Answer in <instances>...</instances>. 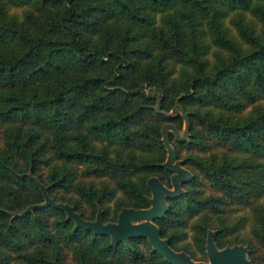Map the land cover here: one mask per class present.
I'll return each instance as SVG.
<instances>
[{"label": "trees", "instance_id": "16d2710c", "mask_svg": "<svg viewBox=\"0 0 264 264\" xmlns=\"http://www.w3.org/2000/svg\"><path fill=\"white\" fill-rule=\"evenodd\" d=\"M10 2L27 5L22 17L8 13ZM237 8L248 10L264 26V0H0V127L7 124L0 147L1 247L17 252L29 264H72L63 260L59 246L51 253L45 249L56 242L48 226V217L54 216L52 226L61 239L75 243L73 264L144 259L134 240L145 238L113 243L109 234L75 226L59 207L35 206L22 215L12 212L45 200L38 181L55 201L52 192L72 182L73 170L64 166L66 162L54 165L48 180L36 171L44 161L38 142L42 129L50 132L57 157L88 163L87 173L115 178V186L108 187L107 193L114 196L120 189L127 197L116 202V213L123 207H148L147 179L157 176L169 184V171L154 152L165 151L158 120L169 118L166 111L177 95L184 103L222 109L188 110L189 133L180 144L204 146L194 128L197 121L219 142L233 143L248 153L218 162L192 158L210 186L241 198L264 194V107L257 105L246 119L223 114L240 106L235 94L251 102L264 97V27L255 33L239 25L241 42L247 45L242 47L223 21ZM211 49L216 55L213 62L206 57ZM168 55L180 62L178 78L167 66ZM146 86L154 89L148 91ZM144 116L156 121L138 125ZM82 128L98 138L137 147L140 154L113 159L90 145ZM240 171L247 172L245 178L239 176ZM193 177L192 173L190 181L181 183L182 189L185 183L194 182ZM76 186L84 200L102 203L92 187L81 182ZM166 201L168 209L153 220L160 235L178 250L167 227L178 225L186 215L217 211L222 197L183 189ZM66 203L78 212V204ZM102 207L98 208L102 221L108 222V206ZM255 210L254 232L264 243V212ZM224 230L212 235L218 248L224 245ZM29 240L37 243L32 249L26 248ZM146 244L158 264H172L147 240ZM6 258L0 252V264Z\"/></svg>", "mask_w": 264, "mask_h": 264}, {"label": "rangeland", "instance_id": "374dc122", "mask_svg": "<svg viewBox=\"0 0 264 264\" xmlns=\"http://www.w3.org/2000/svg\"><path fill=\"white\" fill-rule=\"evenodd\" d=\"M27 5L22 4H13L9 3L7 5V11L10 14H15L18 18L22 17V14ZM224 24L228 29L229 34L237 42L242 44V47H246V44H243L242 36L239 32V25L248 26L249 29H252L255 33H260L263 29V24L259 19H257L253 14H251L246 9H234L227 13L223 17ZM157 52H162L165 54V51L156 50ZM206 57L210 62L215 61L216 55L214 49H211ZM152 63L154 61H151ZM168 68L171 67L173 70L172 76L178 78L180 77V62L174 56H169L167 59ZM154 89V87L146 86V89L149 91ZM239 99L241 104L240 106L232 110H224L223 114L226 117L231 119H246L249 116L253 115V111L260 105L264 107V97L257 98L255 101L251 102L248 99L242 98L235 94ZM181 95H177L174 101L171 103L169 109L166 111V114L169 115V118H163L158 120L160 126L161 138L164 143L165 151L161 154L159 151L154 152L158 159H161L162 165L169 171V184L163 183L169 188H173L171 181V175L175 171L168 169L165 166V163L170 159V165H177L181 168H186L194 174V182H188L183 185V189H192L198 195L206 196L210 194L219 195L222 197V202H220V208L217 211L203 210L194 215H186L184 221L180 222L178 225L167 227V233L172 235L175 240L176 247L178 250L186 251L191 258L195 261H204L209 262V257L206 252V239L209 231H212V235L222 227L225 228L222 234V240L224 241L223 247L233 246L236 244H241L246 246V257L251 261V264H264V243L259 240L255 234V224H256V208L258 207L261 211L264 212V194L259 197H254L253 195L247 197H236L228 196L225 193L215 190L210 186L206 178L201 174V172L195 167L192 158L199 157L204 160H214L218 162L223 158L232 159L235 156L248 155L245 150L240 149L233 143H221L215 137L210 135L200 124L195 121L194 128L198 131V134L203 137L204 146L202 147H192L188 148L184 144H180V140L187 138L189 129H188V119L187 112L188 110H197L201 113L207 112V110L216 109V111H221L222 109L214 107L212 104H195V103H184L183 100L179 99ZM153 121L154 118L144 116L138 125L144 124V122ZM3 124L0 127V147L4 145V128ZM11 125V123H8ZM83 129V128H82ZM83 133L86 134L87 139L89 140L90 145L96 149L103 150L111 158L116 159L118 157L126 158L130 156L131 152H134L136 155L140 154L139 149L136 147L126 146L122 143L117 142L114 139H102L98 138L83 129ZM50 132L46 129H42L38 142L43 146V149L40 151V156L44 158V161L39 163V166L36 168V171L40 173L41 178L48 180L49 171L54 165H62L63 162H66L65 167H72L73 178L72 182L68 188L62 189L59 188L52 192V196L56 201L61 202H71L78 204V212H82L83 216L86 219L92 220L95 219L97 210L99 207L108 206V218L109 221H117L118 213H116V202L119 200L127 199L125 194L120 190H115V195L112 196L110 193H107L108 187L115 186V178L113 176L103 175V174H90L85 171L88 163L85 162H76V161H65L55 155L51 148V137ZM234 161V160H231ZM19 164L25 169V165L19 162ZM160 173L165 174L164 171L159 170ZM27 173L32 177L37 178L30 170L27 169ZM167 174V173H166ZM245 178L247 172L240 171L239 176ZM166 178V177H165ZM38 181V180H37ZM84 183L87 186L92 187L96 190L95 196H99L102 200V203L98 201L96 205L89 203L87 200H84L77 189V183ZM39 185L44 186L46 190V185L38 181ZM151 192V191H150ZM103 194V195H102ZM152 196V194H151ZM150 196V197H151ZM53 199V198H52ZM43 200L42 202H44ZM150 203V202H149ZM32 204L26 205L21 210L13 211V215H22ZM150 205V204H149ZM54 216L48 217V226L56 234V242L53 245L46 246V251L51 253L53 249L59 246L63 260L68 263H76L75 256V243H66L61 239L60 232L57 228L52 226V220ZM67 218V215H66ZM133 222L142 221V219L132 220ZM154 221V220H153ZM145 239L134 240L140 249L144 252L145 258L140 261H129L124 260L123 262L115 261V264H158L156 258L149 256V248L146 244ZM148 242V240H147ZM203 242V245H202ZM149 243V242H148ZM27 249H32L37 244L32 241L27 242ZM150 244V243H149ZM151 245V244H150ZM152 247V246H151ZM221 247V248H223ZM153 249V248H152ZM154 250V249H153ZM0 252L2 254H7L6 261L2 264H29L25 262L20 255L11 251L7 248L0 246Z\"/></svg>", "mask_w": 264, "mask_h": 264}, {"label": "water", "instance_id": "95a60500", "mask_svg": "<svg viewBox=\"0 0 264 264\" xmlns=\"http://www.w3.org/2000/svg\"><path fill=\"white\" fill-rule=\"evenodd\" d=\"M170 159L165 163V166L175 171L171 175L173 188L164 185L157 176H150L147 179V185L152 194L149 199L150 205L140 208L123 207L118 213L117 221L103 222L101 210H98L95 219H83L70 204L53 200L42 185L40 187L44 193L45 201L32 204L28 209L48 205L59 207L66 211L67 218H72L75 221V226L99 234H109L113 243L117 240L128 242L131 237H146L152 248L172 264H251V261L246 257V246L236 244L218 248L213 241L212 231L208 232L205 245L209 262L195 261L185 251L173 249L168 244V239L160 235V229L153 218L161 217L164 214L169 207L166 198L180 195L183 190L181 183L190 181L192 178V173L188 169L170 165ZM135 219H142V221L133 222L132 220Z\"/></svg>", "mask_w": 264, "mask_h": 264}]
</instances>
